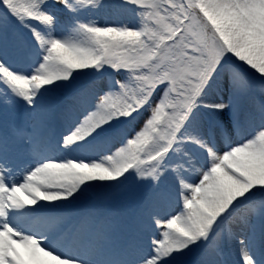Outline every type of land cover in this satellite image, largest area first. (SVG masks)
Here are the masks:
<instances>
[{"label": "snow or ice", "instance_id": "snow-or-ice-1", "mask_svg": "<svg viewBox=\"0 0 264 264\" xmlns=\"http://www.w3.org/2000/svg\"><path fill=\"white\" fill-rule=\"evenodd\" d=\"M0 264H264V0H0Z\"/></svg>", "mask_w": 264, "mask_h": 264}]
</instances>
